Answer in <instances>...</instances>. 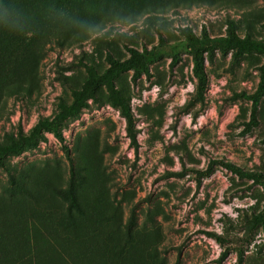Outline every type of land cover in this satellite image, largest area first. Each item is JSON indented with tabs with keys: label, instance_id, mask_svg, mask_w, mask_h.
Instances as JSON below:
<instances>
[{
	"label": "rangeland",
	"instance_id": "rangeland-1",
	"mask_svg": "<svg viewBox=\"0 0 264 264\" xmlns=\"http://www.w3.org/2000/svg\"><path fill=\"white\" fill-rule=\"evenodd\" d=\"M164 2L166 11L157 16L146 13L132 23L108 25L80 45L48 49L33 90L11 98L0 122V142L20 128L28 132L39 119L54 117L62 100H72L71 89L88 77L87 65L103 72L108 51L128 58L124 43L139 49L158 46L160 30L179 60L174 63L165 53L150 75L135 82L129 72L117 80L132 100L139 150L103 89L100 102H90L67 122L64 143L48 133L38 148L0 166V200L23 198L32 182L63 218L61 207L69 203L48 187L52 181L68 186V151L80 175L76 198L86 213L77 216L79 229L112 232L121 223L125 239L119 234L116 239H124L135 264H239V250L245 252L243 264H264V225L251 233L243 228L264 210V184L220 163L264 174V98L252 119V103L243 97L256 91L264 55L252 52L235 59L234 51L217 49L207 61L209 84L199 101L193 58L180 31L191 28L201 35L205 27L212 37L226 36L228 22L234 21L241 38L264 41V0ZM212 161L211 174L199 177L197 171H206ZM227 248L229 255L221 260Z\"/></svg>",
	"mask_w": 264,
	"mask_h": 264
},
{
	"label": "trees",
	"instance_id": "trees-1",
	"mask_svg": "<svg viewBox=\"0 0 264 264\" xmlns=\"http://www.w3.org/2000/svg\"><path fill=\"white\" fill-rule=\"evenodd\" d=\"M166 9L164 0L4 1L0 5V122L5 118L11 98L18 99L23 93L33 90L39 76V66L48 49L80 45L108 25L132 23L143 14L157 16ZM180 31L185 37V48L193 58L194 74L198 79L195 99L199 101L204 99L209 84L207 61L213 60L217 49L234 51L235 59L252 52L264 55V41L241 38L234 21L228 22L226 36L212 37L205 27L201 35L191 28ZM158 33L159 45L151 49H139L124 43L128 58L120 59L108 51L109 66L103 72L87 65L88 77L79 88L71 89L70 102L62 100L59 103L54 117L39 119L28 132L20 128L17 134H5L4 141L0 142V166L6 168L9 158L20 157L38 148L41 142L47 140L48 133L64 143L67 122L79 117L90 102H100L99 93L103 89L108 93L109 102L125 118L127 135L131 145L138 151V131L132 100L121 92L117 80L129 72L135 82L144 75H150L151 66L165 53L173 56L174 63L179 60L176 48L166 41L162 31ZM243 97L251 101L252 119H255L264 98V65L256 91L252 94L243 93ZM66 156L72 169L68 186L60 187L52 181L48 187L55 198L69 203L66 209L64 205L61 207L64 209L63 218L52 205L50 196L32 182L24 188L23 198L0 200V264H135L124 241L121 223L112 232L92 226L79 229L77 216L86 214L84 205L76 198L80 175L68 151ZM215 162L212 161L206 171H197L198 176L211 174ZM220 163L241 178L264 184L263 173L245 170L232 162ZM13 179L17 185L18 181ZM260 224L264 225V210L254 219L248 218L243 228L251 233ZM206 232L222 244L227 242L217 233ZM116 234L124 239H116ZM229 250L223 251L221 260L228 257ZM244 257L245 252L239 250V264H243ZM98 258L106 260L99 263Z\"/></svg>",
	"mask_w": 264,
	"mask_h": 264
},
{
	"label": "clouds",
	"instance_id": "clouds-1",
	"mask_svg": "<svg viewBox=\"0 0 264 264\" xmlns=\"http://www.w3.org/2000/svg\"><path fill=\"white\" fill-rule=\"evenodd\" d=\"M5 14H7V13H5Z\"/></svg>",
	"mask_w": 264,
	"mask_h": 264
}]
</instances>
